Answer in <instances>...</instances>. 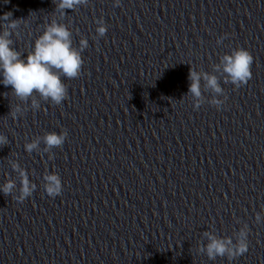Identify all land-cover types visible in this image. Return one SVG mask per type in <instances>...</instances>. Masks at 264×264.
Returning a JSON list of instances; mask_svg holds the SVG:
<instances>
[{"label":"clouds","instance_id":"9594fccd","mask_svg":"<svg viewBox=\"0 0 264 264\" xmlns=\"http://www.w3.org/2000/svg\"><path fill=\"white\" fill-rule=\"evenodd\" d=\"M52 2L55 5L52 18L43 26L42 33L34 40L31 50L26 55L13 46L12 38L20 35L21 23L24 19H12L11 12L0 16V77H2L0 83L5 87L11 86L10 93L18 101L14 108L10 106L9 115L13 119L23 117L29 107L33 112L40 110L41 101L61 105L68 98V86L62 77L71 80L80 77L82 73L85 63L82 52L88 48V40L81 37L78 47L74 45L72 28L62 21L66 16V10L77 11L81 7L88 6L89 0H52ZM113 6H120V0H114ZM95 23L97 36L104 37L108 31L104 19L99 18ZM226 36L227 34L221 36L217 44H222ZM253 63L252 54L243 47H237L230 53L221 55L219 62L211 65V71L191 66L188 76L190 86L185 96L190 97L193 110H199L206 102L219 110L227 99L225 89L221 86V77L224 84L230 83L235 89H239L252 79ZM204 92H211V98L208 99ZM67 136L66 130L60 133L46 132L43 136H35L30 142H26L24 149L29 154L43 151L49 154V158H53L52 150L61 148ZM8 143V138L0 134V146ZM42 143L43 149L40 147ZM9 163L17 174L19 187L15 179L6 178L5 182L0 184V192L22 203L33 195L37 185L30 180V173L16 160H10ZM43 181V188L49 197L55 198L61 195L63 185L58 173L46 171ZM262 220L264 213H256L255 221L260 223ZM248 237L247 224L232 236L221 237L214 231L206 230L202 233V238L207 243L199 241L198 253L206 255L211 261H215L218 257H226L231 262L248 252Z\"/></svg>","mask_w":264,"mask_h":264}]
</instances>
